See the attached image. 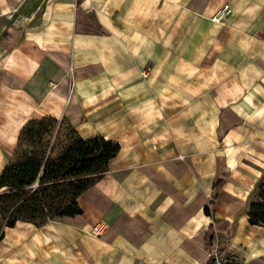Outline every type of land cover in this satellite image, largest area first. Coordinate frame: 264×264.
Returning a JSON list of instances; mask_svg holds the SVG:
<instances>
[{"label": "crops", "instance_id": "0c3cea01", "mask_svg": "<svg viewBox=\"0 0 264 264\" xmlns=\"http://www.w3.org/2000/svg\"><path fill=\"white\" fill-rule=\"evenodd\" d=\"M44 114L120 149L81 213L8 227L0 264H206L223 243L264 264L245 208L264 172V0H0V171Z\"/></svg>", "mask_w": 264, "mask_h": 264}, {"label": "trees", "instance_id": "16d2710c", "mask_svg": "<svg viewBox=\"0 0 264 264\" xmlns=\"http://www.w3.org/2000/svg\"><path fill=\"white\" fill-rule=\"evenodd\" d=\"M56 122L55 116L26 121L11 159L0 171V241L19 220L40 225L55 216L81 213L78 196L107 171L120 149L117 141L101 135L82 137L75 128L76 134L60 140ZM260 179L245 208L250 224L264 226V174ZM223 181L213 184L214 193L203 207L206 214H212L210 207ZM257 188L260 199L251 200ZM223 250L224 243L219 246Z\"/></svg>", "mask_w": 264, "mask_h": 264}, {"label": "built area", "instance_id": "2783aa9c", "mask_svg": "<svg viewBox=\"0 0 264 264\" xmlns=\"http://www.w3.org/2000/svg\"><path fill=\"white\" fill-rule=\"evenodd\" d=\"M230 8L228 4H224L222 8L218 9L212 16L211 20L214 22H223L227 17ZM104 229V226L96 224L92 226L91 232L93 234H100ZM206 264H234L229 256L224 252L219 251V247H212L208 253V261Z\"/></svg>", "mask_w": 264, "mask_h": 264}, {"label": "rangeland", "instance_id": "374dc122", "mask_svg": "<svg viewBox=\"0 0 264 264\" xmlns=\"http://www.w3.org/2000/svg\"><path fill=\"white\" fill-rule=\"evenodd\" d=\"M43 116H53V115H50V114H44V115H42L41 117H43ZM40 117V118H41ZM57 118V122L55 123V125H56V129H59V133H58V136L61 138L60 140H63L64 138H65V136L67 135V134H76V133H72V129L74 128L69 122H68V120H66L65 118H63V117H56ZM30 119H39L38 117H33V118H30ZM30 119H28V120H30ZM27 120V121H28ZM56 132V130L54 131V133ZM17 143V142H16ZM12 153H13V151H12ZM12 156V155H11ZM263 174H264V172L262 173V176H263ZM261 176V177H262ZM260 177V178H261ZM258 179V181H257V183L256 184H258V182H260L261 181V179ZM260 180V181H259ZM255 184V185H256ZM260 190V189H259ZM258 190V188L255 190V193L253 194V195H251V200H256V199H260V196L258 195V192H260ZM215 231V227H212L211 229H210V231H209V235H208V240L211 242V240H212V237H213V233H215L214 232ZM210 245H211V243H210ZM212 247L210 246L209 247V250L211 249ZM218 248V247H217Z\"/></svg>", "mask_w": 264, "mask_h": 264}]
</instances>
